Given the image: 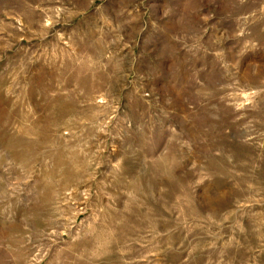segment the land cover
<instances>
[{"label": "rangeland", "instance_id": "1", "mask_svg": "<svg viewBox=\"0 0 264 264\" xmlns=\"http://www.w3.org/2000/svg\"><path fill=\"white\" fill-rule=\"evenodd\" d=\"M0 264H264V0H0Z\"/></svg>", "mask_w": 264, "mask_h": 264}]
</instances>
